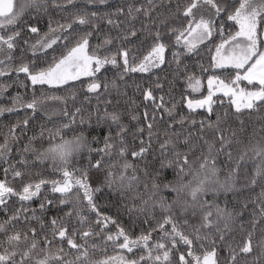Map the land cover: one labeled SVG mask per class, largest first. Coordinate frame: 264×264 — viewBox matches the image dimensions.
Listing matches in <instances>:
<instances>
[{"label": "snow or ice", "instance_id": "obj_1", "mask_svg": "<svg viewBox=\"0 0 264 264\" xmlns=\"http://www.w3.org/2000/svg\"><path fill=\"white\" fill-rule=\"evenodd\" d=\"M168 2L171 5L173 0ZM74 3L75 0H65L64 5L58 0H16V2L0 0V77L11 74L8 65L14 59L13 52L20 44L23 31L17 25L20 24L28 9L39 12L42 7L47 8L49 4L63 9L65 5ZM89 3L105 4L107 0H89ZM147 4L148 7L129 5L126 12L123 7H120L112 14L118 17L126 16L132 21L136 20L141 13L149 18V24L142 23V30L147 32L152 43L142 57L136 54L140 49L134 50L127 46L131 43V38L137 36L135 27H131L122 36L115 38L120 41L115 51L108 48L113 43V38L110 36H106L102 44L90 45V37L96 30L93 21L98 18L97 12L77 14L73 19L65 23H56L55 26L50 20L47 32L42 34L37 27H28V32L35 34L37 39L34 42H30L29 39L23 40L27 47L21 49V63L12 71H15L17 75L25 74L33 88V98L24 102L22 97L17 95L12 100L13 107H0V116L5 112L11 113L19 109L31 110L35 115L43 110L46 99H63L58 96H44L43 92L41 97H37L36 86H40L41 89L44 86L48 89H63L65 86L75 88V82H79L80 88L85 91V101L90 102L92 99L90 94H95L97 100L95 123L105 128V134L102 143L98 137H93V141L99 144V147H93L83 133L72 139H65L62 136L64 129L75 131L71 127L73 124L83 125L92 122V113H89L88 119L85 120L81 107H76L74 111H69L65 107L61 114L67 118V122L55 127V130L41 131V138L44 137L45 131L48 132L49 147L36 155L37 160L50 161L53 173H59L61 178L24 182L25 173L17 170L15 165L9 164L4 169L5 179L0 180V210H7L8 202L13 197L20 202V207L8 216L6 221L0 222V233L6 235V243L11 249L6 248L0 252V264H31L32 253L39 247L37 229L31 227V221H37L41 231L45 224L36 215L35 209L31 210V217H29L26 202L40 198V211L41 213L46 211L49 205L54 204L53 199H48L42 193V188L48 185L52 193L60 194L59 205L75 203L83 205L90 213H95V224L101 231L96 233L89 228L86 231L73 230L69 233L64 222L53 217L49 221L53 239L58 238L66 242L70 250H75L79 254L75 261L65 260L63 255L45 254L42 259L35 260V264H51L52 261H56V264L87 262L89 238L102 234L109 225L115 226V232L114 234L109 232L106 235L105 243L111 242L120 254L107 257L101 264H220L217 240L213 230L215 234H218L220 243L226 244L225 230L230 231V225L243 215L249 203L254 206L251 215L259 218L254 219L253 229L259 220H264V185L261 186L258 195L251 201L244 202L240 212L235 215L227 206L222 208L219 204L203 199L209 192L213 193L215 198L221 192L239 191L238 172L241 165L247 164L249 159L254 161L259 158L260 163L256 165L254 175L244 187L251 189L257 185L258 180L264 181V137L251 147L245 145L239 148L237 159L232 152V149L241 143L237 130H227L230 134L226 135V130L222 127L229 116L227 109L223 117L219 113L216 114L215 122H210L207 118L197 122L193 118V113L198 109L206 111L211 116L214 105L223 107L225 98H228V107L234 108L233 114L237 115V118L244 110L264 108V0H186L183 8H181V0H175L176 7L172 15L179 14L183 25L167 27L166 30L161 29V25H166V19L160 20L157 24L151 17L156 0H147ZM107 23L113 27H119L111 18H108ZM85 25L91 26L93 31H84L83 35L78 34L77 29ZM166 35L171 38V44L165 42ZM201 45L205 47L211 45L209 51L214 50L209 67L200 66L202 75L209 71L211 74L206 78V95L199 99H191L182 94L181 99L186 100L185 106L188 109L186 115L180 114L177 117L176 103H172L171 107L167 106L165 97L155 96L153 88L149 87L143 90V99L151 102L153 110L149 113L146 105L143 113L145 125H138L135 131H130L129 126L123 123L119 111L107 110L112 101L109 99L101 101L105 94H110V89L115 88L119 92L116 80L109 81L105 78L101 82V76L98 74H102V69L106 73L108 71L106 66H111L118 80H123L130 73H150L154 69H161L165 64L172 63L176 65L175 72L179 74L183 64L182 57L193 53L198 54ZM170 47L174 50L171 51L169 61L166 60L165 53ZM101 48L105 49L104 54H100ZM49 50H51L50 60L47 59L50 55ZM25 51H30L32 55V59L27 63L23 62ZM38 60L45 62L47 66H38ZM183 71L187 72L186 65L183 66ZM225 73L227 75H224ZM83 78L88 79L85 81ZM185 82L186 90H190L191 93H198L204 87L202 78L195 75L185 76ZM155 87L161 89L162 85L157 82ZM6 90V86L0 85V94ZM71 99L73 101L76 99L75 93L72 94ZM101 102L104 105L102 113ZM49 119H51L50 115ZM131 120L138 122L140 117L132 115ZM158 121L163 122L162 131ZM28 123V119L23 121L25 127ZM197 125L198 138L203 140L208 150L207 154L201 153L196 157V161H190L191 147L187 152H181L178 150V144L183 136L182 142L190 145L194 135L191 127ZM242 125L243 121L239 129L241 133L244 131ZM205 129L212 130V142L203 135ZM10 132L14 133L15 128L10 129ZM129 136L133 146L129 145ZM57 137H60L59 141L53 143L52 141H55ZM34 139L35 137L30 138L29 144ZM136 141H139L138 149L134 146ZM154 141L159 142L160 157L164 158L161 160V169L171 167L177 177L175 183L170 181L164 184L163 188L157 183L160 169H156L151 176L147 170H144L143 175L146 179L141 180L136 163L146 159ZM217 143L219 148H216ZM11 151L8 140L5 139L4 143L0 144V161L7 162ZM29 151L36 152L34 148L25 145L23 152ZM82 153L88 155L87 165L82 168L73 167V160L80 158ZM93 153L98 157L95 160H93ZM220 154L226 156L228 163L235 162V167L224 180L219 178V169L216 166L217 157ZM195 162H199L197 169L192 167ZM19 163L27 165V161L23 158ZM90 170H95L98 174L102 173V176H98L99 182L96 187L89 182ZM9 174L13 180L20 178L22 186L19 190L8 182ZM187 175H192L193 179L185 182L184 177ZM105 187L120 195L122 201H125L122 206L130 217L134 215L136 220L147 226L138 236L133 237L115 219L98 210L94 196ZM164 190L175 193L171 201L162 194ZM137 201H139L138 204ZM198 212L200 213L199 223H190V219ZM73 214L79 217L78 223L81 225L87 223L81 211L65 213L69 218ZM21 220L27 226V231L8 235V228L15 227V224ZM221 223H223V229L219 226ZM261 231L264 232V228ZM154 232L159 233L156 240H153ZM29 233H31V243L25 250H20L18 247L20 243L23 241L27 244L29 241ZM76 235H80L84 243L78 244L74 238ZM43 243L47 248L52 241L44 236ZM181 247L184 251H180ZM255 247L259 251L253 256L252 264H264V240ZM238 249L237 252L230 244L228 245L229 264H237L238 256L253 255V233H248ZM174 252L179 253L175 262L172 259ZM127 254H131L132 258H129ZM17 255L20 256L19 261L16 259Z\"/></svg>", "mask_w": 264, "mask_h": 264}, {"label": "trees", "instance_id": "obj_2", "mask_svg": "<svg viewBox=\"0 0 264 264\" xmlns=\"http://www.w3.org/2000/svg\"><path fill=\"white\" fill-rule=\"evenodd\" d=\"M16 2V0H14ZM58 2L62 5L65 4V0H58ZM186 0H181V8H183ZM129 5L133 7H148L147 0H109L105 4H93L84 1H78L72 5H65L63 9L54 7L52 4H49L47 8H41L39 12L35 9H28V11L24 14L21 22L17 25L18 28L23 29L22 38L19 46L13 52L14 59L11 64L8 65V69L10 71V75L0 77V85L6 86L7 90L0 94V107L2 108H11L13 107L12 100L17 95L22 97L24 102H28L33 98V88L31 86L30 81H28L25 77V74L20 73L17 75L15 71H12L13 68L18 67L21 63V49H26V45L23 43L24 39H29L30 42H34L37 39L35 34H31L28 32L29 26H35L40 30V33H45L48 30V24L51 20L53 26L56 23H65L68 20H71L77 14H84L85 12H97L98 18L93 21L96 30L93 31L91 26L85 25L80 26L77 29V33L83 35L84 31H93V35L90 37V45H99L102 44L103 40L106 36H110L113 38V43L108 46V48L113 51L116 50L117 44H119V40L115 39L117 36H122L126 33L131 27H135L137 30V36L131 38V43L128 44V47L135 49H140L136 54L138 57H142L149 50V47L152 43L151 38L147 36V32L142 30V23L149 24L150 20L147 17H144L143 14H139L137 19L132 21L130 18L126 16H116L112 15L115 13L117 8L123 7L125 12ZM175 0L173 3L169 5L168 0H156V5L154 11L151 13V17L156 20L157 24H159L160 20H167L166 25H161L162 30H166L167 27H182L183 21L180 19L179 14L173 16L172 13L175 11ZM171 8V11H170ZM108 18H111L114 22H116L119 27H113L107 23ZM231 23V22H229ZM154 30V29H153ZM165 42L171 44V38L169 36L164 37ZM208 47L204 45L200 46V49L197 53H193L188 56L182 57V69L179 74L175 72L176 65L165 64L161 69H154L150 73H130L125 76L123 80H118L114 76V70L110 67H106L108 71L105 73L102 69V74H98L101 76V82L104 81L105 78L107 80H116V84L119 88V92L117 89H110V94H105L101 101L104 99H109L112 101V104L108 107V111H119L122 116V121L124 124L129 126L130 131H135L136 127L144 126L145 121L143 119V113L145 111V106H148L149 113L152 112L151 102H146L143 99V90L149 87H152L154 90V95L164 96L165 101L167 102V106L171 107L172 103H176V115L177 117L180 114H187L188 109L186 108V100L182 101V94L191 99L201 98L203 95H206V78L207 75L211 74V71L208 73L201 74L200 66L208 68L211 60V56L214 54L213 51H209ZM174 50L171 47L165 53L166 60H171V51ZM105 49H100V54H104ZM50 55L47 57L48 60L51 59V50H49ZM32 59V55L30 51H25L23 54V62L27 63ZM38 66L45 67L47 66L45 62L37 61ZM187 66V72L183 71V66ZM219 74V73H217ZM195 75L197 77H201L204 81V87L198 93H191L190 90H186V82L185 76ZM224 75H227L225 73ZM87 81L88 78H83ZM159 82L162 85L161 89H157L155 87L156 83ZM246 83V82H245ZM75 88L70 86H65L63 89H48L47 86H44L41 89L40 86H36L37 91L35 95L37 97H41V93H44V96H58L62 97L60 101H63L64 107H67L69 111H74L76 107H81L83 109V114L85 120L88 119L89 113H92V122L91 124L85 123L83 125L77 123L73 124L71 127L75 129V131H70L68 129H64L62 131V136L65 139H72L74 136L83 133L89 143L92 144L93 147H99V144L93 141V137H98L100 142L102 143L103 135L105 134V128L102 126H98L95 123L96 115L95 109L97 107V100L95 99V94H90L92 96L91 101H85V91L80 88L79 82H75ZM137 86H139V90H137ZM75 93L76 99L73 101L71 99L72 94ZM227 99L225 98V104L223 107L219 105H214V112L211 116L206 113V111L198 109L195 113H193V118L199 122L201 119L207 118L210 122H215L216 114L219 113L221 117L224 115L225 109L228 110L229 116L227 117L226 122L222 124V127L226 130V135L230 134L227 130H237V135L241 141L240 145L234 147L232 149L234 158L239 157V148L247 145L251 147V145L256 144L258 141H261V138L264 137V108H260L259 110H244L241 114H239V118L237 115H234V108H229L227 104ZM52 100V99H46ZM45 100V101H46ZM59 101V103H55L52 106V110H50V114L46 115L45 113L38 112L33 115L31 110L19 109L18 111H13L11 113L5 112L4 115L0 116V144H3L5 139L8 140V144L11 145V153L7 157V162L0 161V180H4V169L9 166V164L15 165L17 170H20L25 173L23 180L24 182H37L39 179L53 180L60 179L59 173H53L51 168V162L44 160H37L36 155L39 152L44 151L49 147V136L48 132H44V137H40V133L45 129H53L58 127L62 123L67 122V118L63 117L60 113L63 109V104ZM18 107V106H17ZM100 111L101 113L104 111V105L100 103ZM59 113V114H58ZM162 114V113H160ZM49 115L51 119H49ZM132 115H138L140 120L133 121L131 120ZM25 119L29 120L28 125L25 127L23 125V121ZM165 119H167L165 115ZM241 121H243V129L244 131L241 133L239 129L241 128ZM158 124L161 127L162 131V121H158ZM197 126H192L191 131L194 133L191 144L185 145L183 141V136H181V142L178 144V150L181 152H187L191 147L192 151L190 154V161H196V157L200 156L201 153L207 154L208 146L204 144L203 140L198 138L199 133H197ZM15 128V132H10V129ZM179 126L177 125V129ZM23 129V131H21ZM187 135V133H184ZM203 135L210 142L213 141V132L212 130L205 129ZM35 137L32 140L31 144H29L30 138ZM145 134V139H146ZM60 137H57L53 143L58 142ZM129 145H132L131 137H128ZM25 145H28L30 148H34L36 152L29 151L27 153L23 152V148ZM137 149L139 148V141L135 142L134 145ZM216 148H219V144H216ZM93 160L96 157L95 153L92 154ZM25 159L27 161V165H22L19 163L21 159ZM170 158V157H168ZM131 160V157H129ZM164 159L160 157L159 153V142L154 141L152 144V150L147 155L146 159L136 161L137 168L139 170V175L141 180H145L146 178L143 175L144 170L151 175L155 173L156 169H160V175L157 178V183L160 184L161 188L163 185L168 182L175 183L177 181V177L173 168L166 167L162 168L161 160ZM88 155L87 153H82L80 158L74 159L72 164L73 167L82 168L87 165ZM260 163L259 158L256 160H248L247 164H242L238 176H237V188L240 189L237 192H221L218 196L214 198V194L209 192L207 195L203 197L204 200H207L210 203L219 204L220 207L227 206L228 209L232 210L234 215L240 212L241 207L244 202L251 201L254 199L261 190V186L264 185V181H259L254 188H245L244 185L251 179L254 175L256 165ZM216 166L219 169V178L224 180L227 178L229 172L232 168L235 167V162L232 163L227 162V158L224 154H220L217 157ZM193 169H197L199 167V162H195L192 164ZM98 176H102L95 172V170L89 171V182L93 187L98 185ZM8 182L19 190L21 188L20 178L16 180L12 179L11 174L8 176ZM192 175H187L184 177V181L187 182L192 180ZM150 182V181H149ZM42 193H44L48 199H53L54 204L49 205L43 213H41L39 205L40 198L34 199L31 202H26V206L29 209V217H31V210H36V215L40 217V219L44 222L45 227L43 231L40 229V224L32 220L31 227H35L37 229V240L39 242V247L32 253L31 264H35V260L42 259L45 254L51 256L63 255L65 260L75 261L76 256L79 254L75 250H70L69 246L66 242L60 241L58 238L53 239L52 230L49 226V221L56 217L58 220H62L64 224L68 227L69 233L73 230L76 232L86 231L91 228L93 232L100 233V228L96 226L95 213H90L89 210L83 205H77L75 203L71 205H59L58 197L60 194L52 193L50 185L42 188ZM169 201L173 199L175 193H170L167 190H164L162 193ZM95 203L98 206V210L104 214L115 219L119 224H121L133 237H136L140 234L143 229H146L147 226L140 223L139 220H136L133 217H130L127 213L126 209L122 206L125 201H122L120 195L117 192H114L107 187L103 188L102 191L97 192L94 196ZM9 207L7 210H0V222L6 221L7 217L12 215V213L20 207V202L15 198H11L9 200ZM86 203V202H85ZM137 204L139 201L136 202ZM131 206V205H129ZM254 206L249 203L248 209L244 211L243 215L230 225V231H226V241L227 243H220L218 234L214 233L215 239L217 240L218 246V256L220 259V264H229L228 260V245L230 244L232 248H235L238 252V246L242 244L243 240L247 237L248 233H253V242H254V253L253 255H249L247 257L238 256L237 264H252L253 256L258 253L259 249L255 247L258 245L261 240H264V232L261 231L264 228V220H259L256 223L255 229H253V221L254 219L258 220L259 218H254L251 213L253 211ZM68 211H81V214L84 215L87 219V223L81 225L78 223L79 217L73 214L71 218L65 215ZM179 210L177 209V212ZM190 215V213H189ZM200 213L198 212L195 217L190 219V223L197 224L199 223ZM223 229V223L219 225ZM19 231H27V226L21 220V222L16 223L15 227H9L7 234L10 235L14 232ZM111 232L114 234L115 226L109 225L108 229H106L102 234L90 237L87 242L88 248V261L80 262L77 261L76 264H101L107 257L115 256L120 254L118 249H114V246L111 242L105 243L106 235ZM47 236L48 240L52 241V244L47 248L44 247L43 238ZM153 240L158 239L159 233L154 232L152 234ZM75 240L78 244L84 243L81 239L80 235H76ZM0 252H3L6 248H9V245L6 243V235L0 233ZM31 243V233H29V241L24 243L23 241L18 246L20 250H25L28 244ZM44 249V251H41ZM62 249V251H61ZM9 250H11L9 248ZM138 251V250H137ZM180 251H184V248H180ZM129 258H132L131 254H127ZM179 253H173L172 259L175 260L178 258ZM17 261H19L20 256L17 255ZM51 264H56V261H52Z\"/></svg>", "mask_w": 264, "mask_h": 264}, {"label": "rangeland", "instance_id": "obj_3", "mask_svg": "<svg viewBox=\"0 0 264 264\" xmlns=\"http://www.w3.org/2000/svg\"><path fill=\"white\" fill-rule=\"evenodd\" d=\"M78 1H84V2H88L89 3V0H76V2ZM109 0H107L108 2ZM95 4H99V3H95ZM106 67H110V65L106 66ZM243 86V85H242ZM199 99V98H198ZM60 100H46L45 103L43 104V110L40 111L42 113H47V114H50V110H52V106L55 105V103H59ZM62 104L64 103L63 101H60ZM64 104H63V109H64ZM62 109V110H63ZM62 113V112H61ZM60 113V114H61ZM59 114V113H58ZM62 115V114H61ZM9 147L11 148V145H9Z\"/></svg>", "mask_w": 264, "mask_h": 264}]
</instances>
